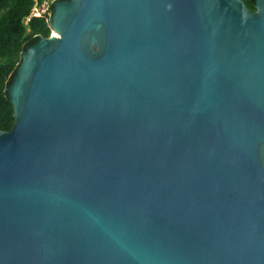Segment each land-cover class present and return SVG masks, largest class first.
<instances>
[{
  "label": "water",
  "instance_id": "95a60500",
  "mask_svg": "<svg viewBox=\"0 0 264 264\" xmlns=\"http://www.w3.org/2000/svg\"><path fill=\"white\" fill-rule=\"evenodd\" d=\"M54 0L5 88L0 264H264V0Z\"/></svg>",
  "mask_w": 264,
  "mask_h": 264
},
{
  "label": "trees",
  "instance_id": "16d2710c",
  "mask_svg": "<svg viewBox=\"0 0 264 264\" xmlns=\"http://www.w3.org/2000/svg\"><path fill=\"white\" fill-rule=\"evenodd\" d=\"M245 2L250 10L256 11L255 0ZM36 3L37 0H0V129L3 131L11 130L14 125V108L5 88L17 72L21 55L42 37L51 35L48 15L27 21Z\"/></svg>",
  "mask_w": 264,
  "mask_h": 264
},
{
  "label": "built area",
  "instance_id": "2783aa9c",
  "mask_svg": "<svg viewBox=\"0 0 264 264\" xmlns=\"http://www.w3.org/2000/svg\"><path fill=\"white\" fill-rule=\"evenodd\" d=\"M50 3L47 0H43L42 2H39V0H37V3L35 4L34 8H33V12L30 15V17L27 19V21H29L31 19V17H43L45 15H48V21L49 18L51 17V12H50ZM54 34L53 31H51V35L52 36ZM54 36V35H53Z\"/></svg>",
  "mask_w": 264,
  "mask_h": 264
},
{
  "label": "flooded vegetation",
  "instance_id": "af4514ba",
  "mask_svg": "<svg viewBox=\"0 0 264 264\" xmlns=\"http://www.w3.org/2000/svg\"><path fill=\"white\" fill-rule=\"evenodd\" d=\"M47 1H49L50 6L53 5V1H54V0H47Z\"/></svg>",
  "mask_w": 264,
  "mask_h": 264
},
{
  "label": "bare ground",
  "instance_id": "6f19581e",
  "mask_svg": "<svg viewBox=\"0 0 264 264\" xmlns=\"http://www.w3.org/2000/svg\"><path fill=\"white\" fill-rule=\"evenodd\" d=\"M54 36H56V33L54 32V34H53Z\"/></svg>",
  "mask_w": 264,
  "mask_h": 264
},
{
  "label": "rangeland",
  "instance_id": "374dc122",
  "mask_svg": "<svg viewBox=\"0 0 264 264\" xmlns=\"http://www.w3.org/2000/svg\"><path fill=\"white\" fill-rule=\"evenodd\" d=\"M51 15H52V13H51Z\"/></svg>",
  "mask_w": 264,
  "mask_h": 264
}]
</instances>
